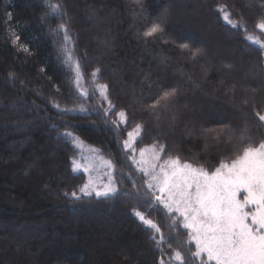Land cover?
Wrapping results in <instances>:
<instances>
[{"label":"trees","instance_id":"trees-1","mask_svg":"<svg viewBox=\"0 0 264 264\" xmlns=\"http://www.w3.org/2000/svg\"><path fill=\"white\" fill-rule=\"evenodd\" d=\"M52 2L65 4L72 18L71 34L78 45L76 55L88 53L90 63L82 58L81 64L82 84L90 93L93 91L90 73L96 67L102 68L99 82L110 85L111 98L114 102L119 98L121 106L129 102L133 85L139 91L144 73L184 84L188 90L182 101L188 100L189 106L187 109L181 106L183 117L168 143L179 145L185 156L197 154L201 161L207 159L206 167L218 165L226 149L217 150L210 145L205 150L202 140L185 136L184 125L186 122L213 128L225 122L240 125L235 110L222 93H214L213 89L221 78L259 84L264 68L254 67L260 62L257 46L219 20L211 9L217 2L235 4L245 13L251 27L259 10L244 6L259 0H146L150 13L171 7L169 35L178 42L202 44L207 50V62L188 61L172 45L145 46L135 35L141 25L133 24L134 5L130 0ZM91 9L99 15L89 19ZM44 11V0H0V264H158L160 253L149 240V233L132 215V204L126 198L105 200L93 195L75 201L63 195L87 181L85 173L71 170L73 157L88 159L95 149L108 159L122 161L120 140L125 137L123 133L116 135L94 113L102 101L97 98L86 102L78 98L72 83L73 72L59 57V41L50 35V25L40 22ZM9 14L11 22L7 19ZM59 22L51 19V26ZM9 28L21 36L31 55L13 46ZM163 55L170 57L167 67L160 64ZM222 63H232L234 71L229 74L221 70ZM205 69L209 74L204 90L218 100H209L186 83L183 73L200 82L205 79ZM9 71L15 72L19 79L15 82L8 79ZM55 86L60 88L58 93ZM51 99L59 101L62 107L84 104L92 112L88 115L77 111L63 116L64 121L77 126L75 133L82 148L58 138L57 131L51 130V125L62 119L48 102ZM33 101L47 111L50 119H42L44 112L23 107ZM26 121L35 122L18 128ZM117 166L124 167L122 163ZM126 186L132 187L127 182ZM153 218L164 226L162 216L157 214ZM164 230L167 237L168 230ZM176 239L186 241L187 230L181 228ZM173 248L187 255V249L175 242Z\"/></svg>","mask_w":264,"mask_h":264},{"label":"snow or ice","instance_id":"snow-or-ice-1","mask_svg":"<svg viewBox=\"0 0 264 264\" xmlns=\"http://www.w3.org/2000/svg\"><path fill=\"white\" fill-rule=\"evenodd\" d=\"M130 2L134 5L131 11L133 24L141 25L135 35L145 46L172 45L188 61L204 59L207 62V50L202 44L178 42L169 35L170 6L150 13L146 0ZM44 7L40 22L50 25V35L54 41H59V57L73 72L72 83L78 98H84L86 102L97 98L102 101L94 113L116 135L123 133L125 137L120 140L122 161L103 156L94 159L73 157L71 170L87 174V181L63 195L75 201L93 195L105 200L126 198V202L132 204V215L149 233V240L160 253L158 264H264V73H261L259 84L241 83L236 79L228 82L221 78L213 89L214 93L223 94L227 104L240 118V125L225 122L213 128L185 123V136L202 140L205 150L210 145L217 150L226 149L217 166L206 167L207 159L201 161L197 154L185 156L179 145L168 143L183 117L181 106L185 109L189 106L188 100L182 101L188 90L184 84L169 82L161 76L154 78L151 72L144 73L139 81V91L133 85L129 102L121 106L119 98L116 102L111 98L110 85L99 82L102 68L96 67L90 73L93 85L90 93L82 84L84 68L81 59L85 63H90V60L87 51L82 57L76 55L78 45L71 34L73 21L66 5L44 0ZM244 7L259 10L251 27L245 13L235 4L217 2L211 11L231 29L237 30L244 40L257 46L260 62L254 67L264 68V0L256 4L249 2ZM98 15L95 9H91L89 19ZM7 19L11 22L10 14ZM51 19L60 22L51 26ZM9 33L13 46L32 54L29 47L21 42L19 34L11 28ZM104 43L107 47V41ZM169 63L170 57L161 56V65L167 67ZM221 70L231 74L234 65L222 63ZM208 74L205 69V79L198 82L192 75L183 73L188 85L194 86L209 100H218L217 96L204 90ZM8 79L15 82L19 77L9 71ZM55 91H60L59 86H55ZM48 102L62 118L59 123L51 125V130L57 131L58 138L82 148L80 137L75 133L77 126L64 121L63 116L77 111L88 115L92 112L84 104L69 108L66 105L62 107L55 99ZM23 107L36 113L44 112L42 119H50L47 111L35 101ZM34 122L26 121L18 128ZM60 128L64 130L59 131ZM145 139L151 142L145 144ZM85 159L87 163H82ZM118 163L124 167H118ZM126 182L131 184L130 189ZM157 214L164 218V226L153 218ZM181 228L187 230L186 241L174 240ZM173 242L187 249V255L174 249Z\"/></svg>","mask_w":264,"mask_h":264},{"label":"rangeland","instance_id":"rangeland-1","mask_svg":"<svg viewBox=\"0 0 264 264\" xmlns=\"http://www.w3.org/2000/svg\"><path fill=\"white\" fill-rule=\"evenodd\" d=\"M97 156H102L101 154H98L97 152H94L93 154H92V156H90V157H88V159H94V158H96ZM105 159H108V158H106L105 156H103ZM82 162V161H81ZM82 163H87V161L86 162H82ZM87 175V174H86ZM93 175H96L95 173L93 174ZM186 230V229H185ZM195 250V249H194Z\"/></svg>","mask_w":264,"mask_h":264}]
</instances>
